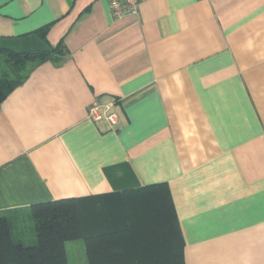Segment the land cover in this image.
Instances as JSON below:
<instances>
[{"label": "crops", "instance_id": "obj_1", "mask_svg": "<svg viewBox=\"0 0 264 264\" xmlns=\"http://www.w3.org/2000/svg\"><path fill=\"white\" fill-rule=\"evenodd\" d=\"M60 42L0 102V213L165 183L184 264H264V0H0V48Z\"/></svg>", "mask_w": 264, "mask_h": 264}, {"label": "trees", "instance_id": "obj_2", "mask_svg": "<svg viewBox=\"0 0 264 264\" xmlns=\"http://www.w3.org/2000/svg\"><path fill=\"white\" fill-rule=\"evenodd\" d=\"M48 26L36 33L45 40ZM62 43L48 49L0 48V102L45 60L60 62ZM147 196L141 208L136 195ZM100 199H114L119 216ZM84 203L88 205L85 209ZM32 242L12 235L8 217L0 213V264H69L66 242L82 239L88 264H184L183 238L165 183L86 198H62L31 206ZM141 208V209H140Z\"/></svg>", "mask_w": 264, "mask_h": 264}, {"label": "rangeland", "instance_id": "obj_3", "mask_svg": "<svg viewBox=\"0 0 264 264\" xmlns=\"http://www.w3.org/2000/svg\"><path fill=\"white\" fill-rule=\"evenodd\" d=\"M2 59V57H1ZM4 71V65L3 62L0 63V75L1 73ZM147 199V196L144 192H140L139 194L136 195L137 198V205L142 207V204L145 203V198ZM147 201H149L147 199ZM115 200L114 199H108L107 202H102V200L100 199H96L95 200V204L101 206V205H105L107 206V211L108 209H110L111 211H114L111 215L112 216H119L120 217V211L117 209L116 210V204H115ZM85 209L88 207V205H86V203H84ZM140 208V209H141ZM25 215L20 217L16 223H14L12 225V223H10L11 225V231L12 234H18L21 233L23 235L27 236V239L30 238V236H32V234L34 233L33 229H34V221H33V216H32V208L28 209V212H24ZM16 219V217H15ZM27 241V240H26ZM31 241V240H30ZM66 252H67V256H68V263L69 264H84L85 263V247H84V243L82 239H76V240H72V241H67L66 244Z\"/></svg>", "mask_w": 264, "mask_h": 264}, {"label": "built area", "instance_id": "obj_4", "mask_svg": "<svg viewBox=\"0 0 264 264\" xmlns=\"http://www.w3.org/2000/svg\"><path fill=\"white\" fill-rule=\"evenodd\" d=\"M112 15L116 18L123 16H137L139 12L140 0H107ZM88 116L93 120L100 119L102 114L98 111L96 105H92L88 108ZM106 119L115 124L117 119L114 114H107Z\"/></svg>", "mask_w": 264, "mask_h": 264}]
</instances>
